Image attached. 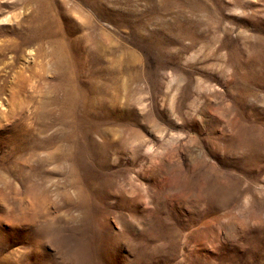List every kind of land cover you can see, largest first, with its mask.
I'll return each instance as SVG.
<instances>
[{
  "label": "rangeland",
  "instance_id": "obj_1",
  "mask_svg": "<svg viewBox=\"0 0 264 264\" xmlns=\"http://www.w3.org/2000/svg\"><path fill=\"white\" fill-rule=\"evenodd\" d=\"M0 264H264V0H0Z\"/></svg>",
  "mask_w": 264,
  "mask_h": 264
}]
</instances>
